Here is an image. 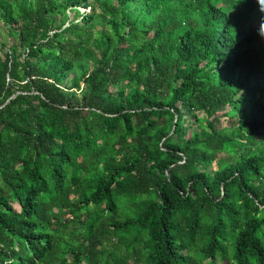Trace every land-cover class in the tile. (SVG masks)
<instances>
[{
    "label": "trees",
    "instance_id": "obj_1",
    "mask_svg": "<svg viewBox=\"0 0 264 264\" xmlns=\"http://www.w3.org/2000/svg\"><path fill=\"white\" fill-rule=\"evenodd\" d=\"M0 32V264H264V0H0Z\"/></svg>",
    "mask_w": 264,
    "mask_h": 264
},
{
    "label": "rangeland",
    "instance_id": "obj_2",
    "mask_svg": "<svg viewBox=\"0 0 264 264\" xmlns=\"http://www.w3.org/2000/svg\"><path fill=\"white\" fill-rule=\"evenodd\" d=\"M83 10H84V9H81V11H83ZM86 10H88V8H87ZM72 17H73V14H72V12H70V18H72ZM262 36H263L262 40H264V32H263ZM1 37H3L4 40H6L5 37H4V34H3L2 32H0V38H1ZM8 42H9V41H8ZM8 42H7V44H8ZM81 84H82V83H81ZM225 111L228 112L229 114H231V113L233 112V111L230 110L229 107H227L226 109L221 110V112H219V113H220V114H223ZM221 119L223 120L224 123L227 121V117H224V115H223V116L221 115ZM214 166H215V164H214Z\"/></svg>",
    "mask_w": 264,
    "mask_h": 264
}]
</instances>
